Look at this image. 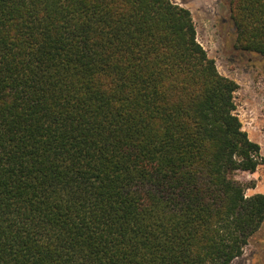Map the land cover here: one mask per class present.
Masks as SVG:
<instances>
[{
    "label": "trees",
    "instance_id": "1",
    "mask_svg": "<svg viewBox=\"0 0 264 264\" xmlns=\"http://www.w3.org/2000/svg\"><path fill=\"white\" fill-rule=\"evenodd\" d=\"M264 55V0H229ZM238 83L172 0H0V264H230L264 222Z\"/></svg>",
    "mask_w": 264,
    "mask_h": 264
},
{
    "label": "rangeland",
    "instance_id": "2",
    "mask_svg": "<svg viewBox=\"0 0 264 264\" xmlns=\"http://www.w3.org/2000/svg\"><path fill=\"white\" fill-rule=\"evenodd\" d=\"M191 11L197 38L212 57L219 72L238 83L234 93L236 114L249 138L259 144L264 158V55L235 45L236 30L229 0H172ZM235 177L255 186L246 194H264V163L255 172H237ZM230 264H264V222L249 239L241 256Z\"/></svg>",
    "mask_w": 264,
    "mask_h": 264
}]
</instances>
